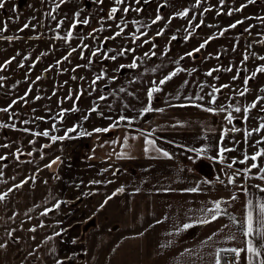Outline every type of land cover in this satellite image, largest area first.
Wrapping results in <instances>:
<instances>
[{"label":"rangeland","instance_id":"rangeland-1","mask_svg":"<svg viewBox=\"0 0 264 264\" xmlns=\"http://www.w3.org/2000/svg\"><path fill=\"white\" fill-rule=\"evenodd\" d=\"M6 2L0 8V157L12 164L6 168L2 160L0 175L30 168L38 150L46 152V161L59 155L52 136L65 137L57 143L83 141L78 138L96 135V128L123 121L142 126L157 108L189 107L214 96L245 110L246 117H239L246 126L248 162L258 165L248 169L264 177V155L251 159L264 148V130L253 131L264 123V71H258L264 67V0ZM186 9L187 16L178 15ZM157 86L161 90L149 100V89Z\"/></svg>","mask_w":264,"mask_h":264},{"label":"crops","instance_id":"crops-1","mask_svg":"<svg viewBox=\"0 0 264 264\" xmlns=\"http://www.w3.org/2000/svg\"><path fill=\"white\" fill-rule=\"evenodd\" d=\"M212 100L157 108L146 124L109 125L105 137L54 141L59 155L46 161L38 150L30 168L0 175V264H216L218 251L224 264L221 249H246L249 201L259 227L264 179L248 169L245 110ZM215 201L222 214L212 220ZM260 260L264 250L245 251L236 264Z\"/></svg>","mask_w":264,"mask_h":264},{"label":"snow or ice","instance_id":"snow-or-ice-1","mask_svg":"<svg viewBox=\"0 0 264 264\" xmlns=\"http://www.w3.org/2000/svg\"><path fill=\"white\" fill-rule=\"evenodd\" d=\"M116 2L117 3H123V0H116ZM139 2V0H137V3ZM221 2H223V0H221ZM251 2H253V0H249V3H251ZM5 7V2H4V0H0V8H4ZM57 7H59V5H57ZM244 6H241V8H243ZM129 9L128 8H125L124 9V11L125 12H127ZM137 11H139L140 9H136ZM118 11V9L117 8H115V7H113L112 9H111V12L114 14V13H116ZM187 14H188V10L186 9L185 11H183V12H181V13H178V15H180V16H187ZM77 15H79L78 13H77ZM229 15H231V12H229ZM160 19H162V17H160L159 15L156 17V21H158V20H160ZM156 21H153V23H155ZM84 23H87L88 21L87 20H85V21H83ZM237 23H242V21H237ZM73 26H75V25H73ZM236 25L235 24H233V25H231L230 27H235ZM25 27H28V25L27 24H25ZM227 29H225V31H226ZM160 34H162V33H158L157 35H160ZM223 33H221V35H222ZM116 35H120V33L119 32H117L116 33ZM69 36H71V33H69ZM175 37H173V39H174ZM207 43V41H205V44ZM205 44H201L200 45V47L201 48H203L204 46H205ZM73 51H75V49L73 50ZM195 51H199V48L198 49H196ZM155 53H153V55H154ZM93 55H96V53L94 52L93 53ZM145 55H147V53L145 54ZM187 55H192V53H188ZM112 59H115V57H111ZM245 59H247V57H245ZM262 59H264V58H262ZM137 65L135 64V63H133L132 65H131V67H136ZM121 67H124L123 65L121 66ZM179 71H182V69H176V71H173V72H171L168 76H166L163 80H161L159 83L160 84H164V83H166L168 80H170V79H172V77H174L175 75H177V73L179 72ZM258 71H264V67H261V68H259L258 69ZM209 75H211V72H209L208 73ZM254 75V74H253ZM100 77H97V79H99ZM251 77H249V79H250ZM245 83H247V80L245 81ZM224 87H227V85H225ZM161 89L157 86V87H153V88H150L149 89V91H148V97H149V100H151V98H152V95H153V93L154 92H158V91H160ZM215 91H219V89H215ZM240 95H244V93L243 92H241L240 93ZM37 99H39V97H37ZM101 99H103V97H101ZM261 99H264V97H262ZM212 102L213 103H215V97L213 96V100H212ZM254 107H256V103L254 102L253 104H251L250 106H249V108H254ZM73 110H75V109H73ZM152 109H151V107L149 106V107H146L145 109H144V111L145 112H148V111H151ZM3 111H7V109H3ZM64 111H67V110H64ZM160 111H163L162 109H160ZM207 111H209V112H212V111H214V109H212V108H208L207 109ZM235 111L236 112H240L241 111V109L239 108V107H237V108H235ZM231 118H232V116H231V113H229L228 114V119L229 120H231ZM120 119L121 120H125L126 119V117H123V116H121L120 117ZM116 125L114 124V125H112V127H115ZM76 130V128L74 127V128H71V129H68L67 130V132H73V131H75ZM261 130H264V123H262L261 125H260V127L258 128V129H254L253 131H261ZM94 131L95 132H97V133H99V132H107V131H109V129H100V128H96V129H94ZM250 134V133H249ZM37 135H39V133H37ZM43 135L44 136H48L49 135V133L47 132V131H45L44 133H43ZM87 135H91V133H87ZM65 137H55V136H52L51 137V139L53 140V141H55V140H57V139H61V140H63ZM125 143H127V141L125 140ZM146 143L147 144H149V145H152V144H154V141L153 140H146ZM258 143H260L259 141H258ZM146 151H147V149H146ZM194 151H197V152H200V151H203V149H196V150H194ZM221 151V159H222V154H223V152L224 151H228V149H221L220 150ZM163 155L164 156H169V153H167V152H164L163 153ZM262 155H264V148H262V149H260L255 155H253L252 157H251V159L253 160V161H255V160H257V158L258 157H260V156H262ZM0 159H4V157H0ZM57 159H59V158H57ZM52 163H56V161H52L49 165H46V167H51V164ZM251 167L252 168H257L258 167V165L256 164V163H253L252 165H251ZM262 171H264V169H262ZM262 179H264V177H261ZM93 183H98V181H93ZM118 192H123L124 191V189L123 188H120V189H118L117 190ZM189 191H193V192H195V191H197V189L196 188H192V189H189ZM7 194L5 193L4 195H0V200H3L4 199V197L6 196ZM113 195H115V193L113 194ZM109 199H111V197H109ZM233 199H235V197H233ZM105 203H107V201H105ZM221 201H215L214 202V209H208L207 211H209V212H211L212 213V215H211V219L212 220H215V219H217L218 218V216L220 215V214H222V209H221ZM59 206H60V204L59 203H57L56 205H55V207L56 208H59ZM101 207H103V204L101 205ZM47 211H51V209H48V210H46V212L45 213H42V215H44V214H47ZM259 212H260V217H259V227H257L256 226V218L254 217V206L252 205V202L251 201H249V211H248V213H247V217H246V225H247V227H246V230H245V235L247 236V237H249V239L247 240V248L246 249H243V248H231V249H221L220 251H226V252H230V253H232V254H234V257L236 258V259H238L239 257H240V255H241V253L242 252H247V253H250L251 255H252V257H260V255H261V252H262V250H264V203H262V204H260V206H259ZM208 222H210L209 220H207V219H205V220H202L201 221V223H208ZM191 225H184V228H188V227H190ZM33 231L35 230V229H32ZM56 235H59V233H56ZM49 239H51V237H49ZM254 241H258V243L257 244H254ZM0 247H3V245H0ZM57 264H63V261H57ZM216 264H222V261H221V258H220V252L218 251L217 252V254H216ZM224 264H233V261H226V262H224ZM260 264H264V260H260Z\"/></svg>","mask_w":264,"mask_h":264},{"label":"built area","instance_id":"built-area-1","mask_svg":"<svg viewBox=\"0 0 264 264\" xmlns=\"http://www.w3.org/2000/svg\"><path fill=\"white\" fill-rule=\"evenodd\" d=\"M238 259H236L234 257V254L230 253V252H224L223 253V261L226 262V261H233V264H236Z\"/></svg>","mask_w":264,"mask_h":264},{"label":"flooded vegetation","instance_id":"flooded-vegetation-1","mask_svg":"<svg viewBox=\"0 0 264 264\" xmlns=\"http://www.w3.org/2000/svg\"><path fill=\"white\" fill-rule=\"evenodd\" d=\"M27 131V130H26ZM31 132V131H30ZM206 171H208V172H211L212 170L209 168V167H207L206 168Z\"/></svg>","mask_w":264,"mask_h":264}]
</instances>
